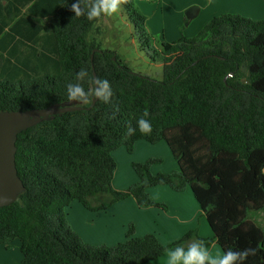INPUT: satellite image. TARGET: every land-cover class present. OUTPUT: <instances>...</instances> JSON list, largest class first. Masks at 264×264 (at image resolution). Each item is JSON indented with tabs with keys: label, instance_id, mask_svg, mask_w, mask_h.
Here are the masks:
<instances>
[{
	"label": "trees",
	"instance_id": "1",
	"mask_svg": "<svg viewBox=\"0 0 264 264\" xmlns=\"http://www.w3.org/2000/svg\"><path fill=\"white\" fill-rule=\"evenodd\" d=\"M76 0H0V112L47 109L77 102L64 112L20 131L15 167L23 189L0 207V246L19 241L21 264H152L165 248L202 239L221 250H253L243 264H264V229L248 218L264 212V20L229 13L212 17L191 38L153 44L146 16L135 0H121L145 55L161 64L162 79L131 71L115 51L90 33L102 18L77 16ZM89 73L86 101L70 100L66 84L81 67ZM95 76V77H94ZM106 79L108 103L92 95ZM145 117L148 136H127ZM164 141L178 169L151 173L156 159L132 163L138 180L114 189L112 152L135 142ZM166 185L192 192L212 236L187 231L167 245L153 233L93 245L71 228L65 207L90 210L133 197L139 206L166 205L147 192Z\"/></svg>",
	"mask_w": 264,
	"mask_h": 264
},
{
	"label": "crops",
	"instance_id": "2",
	"mask_svg": "<svg viewBox=\"0 0 264 264\" xmlns=\"http://www.w3.org/2000/svg\"><path fill=\"white\" fill-rule=\"evenodd\" d=\"M145 1L146 0H135V3H138V9L146 16V28L149 30V33L161 34L162 39H169L171 42L179 38L178 36H180L181 30H179V24H174L175 22L170 18V15H167L166 5L171 8L172 12L179 14L181 19L189 16L188 28L203 12L207 11L210 6H214L215 8L216 6L218 8L223 7L222 0H150V3ZM223 1L225 2L224 5L227 7V10L235 9L236 6L244 10L246 8V2L249 0ZM152 3H154L155 7ZM222 10H225L224 7ZM210 14L214 15L204 18L197 32L212 17L218 16L215 14L219 13H215L214 11ZM155 16L161 19V26L156 29L153 28L152 23L150 24L151 19ZM166 16L167 18L169 17V19L165 20ZM176 165L177 163L172 164L174 171L178 167V165L177 167ZM130 180L131 181H128L127 184L132 181L135 182V176L132 178L130 177ZM115 188L118 189L117 186H115ZM166 191L168 192V197L172 200H177L176 203L170 204V207L168 204H166V208L156 206L142 207L137 204L133 197H127L124 200L112 203L104 209L97 210H88L85 207V209H82L78 204L73 203V209L77 214V219L82 220L85 226H81L72 216H69L70 213L67 215V220L71 228L83 241L95 245H114L122 241L129 223L134 225L135 236L153 233L158 237L160 242L165 241V243H162L164 245L178 240L187 231L192 229H197V234L200 238L211 237L212 232L207 222H205L206 220H202V218L199 220L202 211L198 204L197 207L194 202H191L189 193L186 191L178 192L172 189ZM183 195H185L186 198H184ZM71 204L69 206H71ZM153 213L161 215V219H159V216L153 215ZM16 241L17 240L13 241L9 245L0 246V264H21L22 254L19 250V241H17L18 243ZM208 246L220 248L215 241ZM163 256L164 253L153 260L152 264H162Z\"/></svg>",
	"mask_w": 264,
	"mask_h": 264
},
{
	"label": "rangeland",
	"instance_id": "3",
	"mask_svg": "<svg viewBox=\"0 0 264 264\" xmlns=\"http://www.w3.org/2000/svg\"><path fill=\"white\" fill-rule=\"evenodd\" d=\"M145 2L150 3V0H146ZM222 2H223L222 6L224 7L225 10H222L223 7L218 8L216 6L215 8L214 6H210L209 9L203 12L202 15L198 19H196V21L189 28H188L189 16H186L185 18H183L184 19L183 20L180 18L179 14H177L176 12L175 13L172 12L169 6L166 5L165 8L166 11L168 12V14L167 12L166 14L170 15V18L175 22L174 24L177 25L179 24L180 27L179 30H181V33L180 36L178 37L184 36L185 38H191L195 36L203 19L209 17L210 15H214V14H210L211 12L214 11L215 13L217 12L219 13L215 15L229 13L232 15H239L241 17L250 18L255 21L264 20V0H249L248 2H246V8L244 10H241V8H239L238 6H236L235 9L227 10V7L224 5L225 2L223 0ZM152 4L154 5V3ZM135 5L138 8V3H135ZM167 19H169V17L167 18L166 16L165 20ZM151 23L153 25V28L155 29L160 28L161 26L160 17L158 16L153 17V19H151L150 24ZM151 35L153 36L154 39L153 44L155 46H159L162 41L171 42L169 39L167 40L162 39L161 34L152 33ZM89 38L94 39L98 43L100 48L115 51L117 57L131 71L148 75L156 80L162 79L161 64L157 62H152L141 50L137 38L134 35V26L128 21L127 16L121 5L118 14L114 16H105V15L102 16V18L96 23L95 29L90 33ZM31 120H35V119H31ZM112 155L116 163V169L111 184L114 189H116L115 186H117L118 190L125 189L129 185H132L133 183L137 182L138 178L135 172L133 171L132 163L135 162L142 163L147 161L148 159H156V161L152 162L149 166V170L153 174L158 172H164V173L172 172L174 171L173 170L174 168H172V164H176L167 144L164 141L151 144L144 140H140L135 142L131 152H128L125 147H119L117 150L112 152ZM133 176H135L136 178L135 182L132 181L131 183L127 184L128 181H131L130 177L132 178ZM119 187H124V188H119ZM166 190H171V189L166 185H158L147 189V192L155 201L161 202L165 205L168 204L170 207V204L176 203L177 200H172L170 197H168L167 196L168 192ZM185 191L189 193L191 202H194V204L197 206L196 200L190 189L186 188L185 190H183V192ZM183 197L186 198L185 195H183ZM73 203H76L78 204V206H80V208L85 209L81 203H78L77 201H73L71 206L65 207L66 219H67V215L70 213L69 216H72L74 220L77 221L81 226H85V223H83L82 220L77 219V214L73 209ZM156 207L162 208L161 206H156ZM153 215L155 216L157 215L159 216V219H161V215L154 213ZM201 216L202 215L199 216V220L201 218L202 220H205V218ZM248 218L264 229L263 211H256V212L252 211L249 213ZM107 246H111V245H107Z\"/></svg>",
	"mask_w": 264,
	"mask_h": 264
},
{
	"label": "clouds",
	"instance_id": "4",
	"mask_svg": "<svg viewBox=\"0 0 264 264\" xmlns=\"http://www.w3.org/2000/svg\"><path fill=\"white\" fill-rule=\"evenodd\" d=\"M121 0H76L71 5L75 15H84L88 21H93L101 15L114 16L118 14ZM90 77L86 67H81L74 73L72 80L66 84V93L70 100L86 101L90 95L85 87L89 83ZM112 86L106 79H96L92 95L108 103L112 97ZM148 113L144 112L136 120V126H129L126 131L127 136H133L137 132L148 136L152 133V123L146 119ZM165 243V241H161ZM253 250H232L231 248L221 250L220 248L209 247L202 239L193 240L191 243L177 244L174 247L165 248L162 264H243L248 255Z\"/></svg>",
	"mask_w": 264,
	"mask_h": 264
},
{
	"label": "water",
	"instance_id": "5",
	"mask_svg": "<svg viewBox=\"0 0 264 264\" xmlns=\"http://www.w3.org/2000/svg\"><path fill=\"white\" fill-rule=\"evenodd\" d=\"M95 77V76H94ZM91 102L89 109L95 103ZM84 109L77 102L53 104L47 109L0 112V207L14 202L23 189L15 167L17 134L35 123L68 111ZM35 119V120H31Z\"/></svg>",
	"mask_w": 264,
	"mask_h": 264
}]
</instances>
